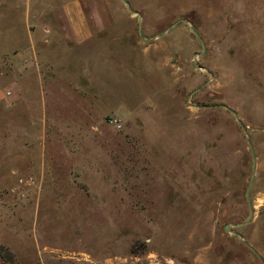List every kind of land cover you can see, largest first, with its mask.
Returning <instances> with one entry per match:
<instances>
[{
	"label": "rangeland",
	"instance_id": "374dc122",
	"mask_svg": "<svg viewBox=\"0 0 264 264\" xmlns=\"http://www.w3.org/2000/svg\"><path fill=\"white\" fill-rule=\"evenodd\" d=\"M49 1L0 0V91L47 107L0 117V264H264V0H79L93 45L25 65Z\"/></svg>",
	"mask_w": 264,
	"mask_h": 264
},
{
	"label": "crops",
	"instance_id": "0c3cea01",
	"mask_svg": "<svg viewBox=\"0 0 264 264\" xmlns=\"http://www.w3.org/2000/svg\"><path fill=\"white\" fill-rule=\"evenodd\" d=\"M23 8L25 19V25L21 29L23 40H13V37H16V27L11 23V50L18 45H22L23 55L21 57L23 59L22 63H25V65H27L33 57H36L37 41H40L38 38L44 36L43 34L49 38L44 40V42L46 45L48 44V49L51 51L50 54H52L53 49L51 46L57 47L60 46V44L67 47L71 45L83 46L86 43L93 45V41H95V34L103 28L102 25L89 21L90 14L86 10L87 6L83 5L79 0H63L59 5H56V2L52 3L51 1L45 3V5L42 4L39 9L42 10V13L45 12V14H48L50 20L47 24H41V27L40 25H31L32 21L35 20V18L33 19L32 4L27 2V6L25 5ZM38 13L39 11L35 12V14ZM34 16L36 17L37 15ZM103 42H105V40ZM58 52H61V50L57 49L54 53ZM11 61L13 62V67L15 63H18V61L12 57ZM25 70V72L28 73L33 70V67L25 68ZM34 71H36V78L32 81V83L37 81V83L41 85L42 75H40V69L36 67ZM33 72L25 74L23 78L20 77L19 80L14 83L16 90L11 91L10 88V90L5 93L0 91V109L3 111L1 112L2 115H0V117H2L5 121H11V118L15 119V112L18 110H22L24 112L23 115L25 121H45V113L47 110L46 104L42 105V107H37L39 112L37 111L36 114L35 111L28 107V104L25 103L23 99V94L27 92V86L30 85L24 82Z\"/></svg>",
	"mask_w": 264,
	"mask_h": 264
},
{
	"label": "water",
	"instance_id": "95a60500",
	"mask_svg": "<svg viewBox=\"0 0 264 264\" xmlns=\"http://www.w3.org/2000/svg\"><path fill=\"white\" fill-rule=\"evenodd\" d=\"M126 5H128V3H126ZM190 30H191L192 32H194V30H193L192 28H191Z\"/></svg>",
	"mask_w": 264,
	"mask_h": 264
}]
</instances>
